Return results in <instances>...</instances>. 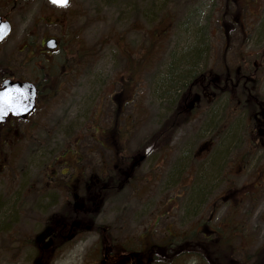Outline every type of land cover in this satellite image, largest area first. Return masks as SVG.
<instances>
[{
	"label": "rangeland",
	"instance_id": "obj_1",
	"mask_svg": "<svg viewBox=\"0 0 264 264\" xmlns=\"http://www.w3.org/2000/svg\"><path fill=\"white\" fill-rule=\"evenodd\" d=\"M30 4L32 12L27 20L26 16L23 19L15 17L16 30L26 28L31 21L35 30H45L47 34L59 35L65 29L60 10L53 9L47 0H33ZM68 9L70 15H76L70 19L74 21L69 23L70 30L80 31L72 32L77 34L74 45L102 50L109 57L113 54L119 58L115 63L117 78L124 72L125 57L122 54H126L129 57L126 63L131 70L125 78L138 81L139 74L143 76L142 88L135 87L124 111L130 114L133 123L144 122L130 135L131 149L138 147L159 127L189 90L193 95L201 93L190 83L191 78L201 73H219L224 67L231 71L239 69L249 75V71L257 69L248 85L257 83L258 92L264 94V0H71ZM42 16L44 21H41ZM90 23L93 27L85 32ZM138 61H141L140 67ZM107 64V60L97 62L98 72L102 69L108 75L109 68H104ZM94 67L86 68L82 75V83L90 82V88L95 78ZM114 82L116 88L121 86V81ZM97 86H101L99 82ZM88 88H83L80 97L89 94ZM210 90L216 97L210 100L203 96L196 100L192 119L175 133L172 160L170 162L171 156L161 160L162 171L160 178L152 183L154 192L151 198L140 201L124 191L111 202L101 205L95 221L118 230L112 235L125 237L124 241L129 237L130 243L124 245L139 250L143 242L136 236L144 232L155 212L161 217L165 211L176 208V216L172 219H167L169 215L165 214L167 217L164 216L161 225L154 229L152 239L156 242L166 240L164 235H168V230L163 225L169 221L177 223L174 229L177 235L190 236L194 230L187 225L197 220L206 206L203 190L206 191L208 184H205L207 178L204 175H210V185L214 179L221 181L216 177L221 174L218 168L222 165L221 170L231 180L225 183L226 190L242 185L249 192L246 200L238 206L240 225L237 224L236 230L226 228L222 235L225 243L233 248V264H254L250 255L264 247V147L255 146L252 140L254 123L247 115L243 88L238 86L234 91L225 92L215 88ZM91 103L89 100L88 106ZM88 114L94 116L95 113L90 111ZM105 115L103 112L98 117L102 125L106 123ZM210 138L215 143L213 152L209 158L199 156L197 159V147ZM252 141L253 146L250 145ZM60 151L50 150V154L56 156ZM161 155L157 156V162ZM239 159L244 161L243 169L234 170L232 164ZM154 160H148L143 170L147 171V166ZM188 166L193 173L201 175L197 177H200L198 192L179 190V195L173 193L174 197L162 205L159 198L163 193L174 186L185 190L181 179L187 175ZM50 195L48 200L32 195L25 208H16V221L12 223L0 217V264L34 263L37 237L54 214L56 207L53 204H60V198L53 193ZM44 203L50 205L48 212L45 206L42 207ZM233 209V204L223 203L215 219L224 217L226 223L233 226ZM154 222H151L152 226ZM119 227L123 230L119 231ZM234 233L240 242L233 241ZM195 237L202 240L201 233ZM186 248L189 249L187 254ZM102 250L101 237L92 231H84L73 242L57 248L49 264H105L101 261ZM206 250L207 246L199 243L185 246L174 257L170 247L164 254L152 253V256L159 260L158 264H218L219 261L222 264V257L205 258ZM215 251L216 245H211L210 254Z\"/></svg>",
	"mask_w": 264,
	"mask_h": 264
},
{
	"label": "flooded vegetation",
	"instance_id": "obj_2",
	"mask_svg": "<svg viewBox=\"0 0 264 264\" xmlns=\"http://www.w3.org/2000/svg\"><path fill=\"white\" fill-rule=\"evenodd\" d=\"M32 1L0 0V17L11 24V31L0 41V91L5 88H20L29 97L33 92L31 86L35 88L32 110L27 113L10 112L0 120V217L8 219L9 223L16 221V208H25L28 199L34 194L41 200L45 198L48 200L51 197L50 193L60 198V204H53V207H56L54 214L46 221L37 237L36 258L33 264H49L57 248L73 242L84 231H92L101 237L103 243L101 261L105 264H158L159 260L154 258L153 254H164L168 247L175 253L177 246L184 243L188 246L199 243L206 245L205 258L213 256L223 258L217 249L210 254L211 245H224L226 239L222 234L226 228L236 230L237 224L240 225L238 206L240 207L246 200L249 192H246L242 185L228 187L226 190L225 183L231 180L224 175L222 165L218 168L221 174H217L216 177L221 181L214 179L210 185V175L207 177L204 175L207 178L205 184H208L206 191L203 190L206 206L203 207L202 215L187 225L194 230L190 236L183 233L177 235L174 230L177 223L169 221L163 225L164 229L168 230V235H164L166 240L153 241L154 229L161 225L164 216L167 217L165 214L169 215L167 219L175 217L176 208L165 211L161 217L155 212V217L151 221H155L154 225L152 226L153 223L149 221L144 232L136 236L143 242L139 250L124 245L130 243L129 237L124 241L125 237L112 235L118 230L97 224L95 220L101 205L111 202L124 191L140 201L151 198L154 192L152 183L160 178L162 171L161 160L168 159L169 156L170 162L172 160L174 149L172 140L178 130L165 146L160 141L162 135H156L154 142L146 143V140L161 127V122L144 142L131 149L130 135L137 132L144 122L141 120L133 123L130 114H125L124 111L130 97L132 98V93L134 95L135 87L142 88L140 83L143 81L142 74H139L138 81H133L130 77L125 78L131 67L126 63L129 57L122 54L125 57L124 72L117 78L115 63L119 58L113 54L109 57L107 53H102V50L74 45V38L77 37L75 33L80 31L76 29L72 31L69 28V23L74 22L70 19L76 16L70 15L69 4L60 7L47 0L53 9L60 10V18L65 29L59 35L47 34L45 30H35L33 21L26 25V28L16 30L15 17L23 19L26 16L27 20L32 12L30 4ZM44 20L42 16L41 21ZM92 27L93 23H90L84 31ZM49 42H53L55 46L51 47ZM104 60L108 61L104 67L109 68L108 75L102 69L100 72L97 70V62ZM94 65L95 78L93 87L90 88V82L82 83L84 81L82 75L86 68H92ZM140 65L141 61H138V66ZM254 72H251V75L254 76ZM201 74L202 77L199 79L191 78L190 83L199 85L202 93L193 95L189 90L181 99L183 112L190 116L189 121L195 111L196 100L203 96L210 100L216 97L211 93V88L225 92L238 86L242 88L245 86L240 85L242 82L240 78L233 79V76L236 78L243 75L239 69L232 74L224 71L226 77H223L222 72ZM100 75L103 76L98 77ZM253 76L250 79L245 77V81H253ZM114 81H121V86L116 88ZM5 82L11 83L6 86ZM98 82L100 87L97 86ZM17 83L19 85H14ZM84 87H89V94L85 93L80 97L79 94ZM244 96L246 101L253 98L257 102L259 109L253 110L249 116L254 123L252 140L255 146L264 147V94ZM89 100L93 102L90 106ZM90 111L95 113L94 116L88 114ZM103 112L106 114L104 125L100 124L98 118ZM87 118L90 119L89 122L86 121ZM212 140L207 139L197 147L195 153L197 159L199 156L209 158L215 144ZM250 145H254L253 141ZM7 149L9 151H6ZM56 149L61 150L60 153L51 156L50 150ZM159 155L160 161L157 162L156 158ZM152 158L155 159L154 163L147 166V171L143 170L145 163ZM235 163L232 164L234 170L243 169L242 159ZM199 175L193 173L188 166L187 175L181 179L183 183L181 186L185 187V190L174 186L175 189L173 187L160 195L159 202L164 205L168 199L174 197L173 193L179 195V190L183 193H187L188 190L198 192ZM174 202L177 207L176 199ZM225 202L234 205L233 226H229L224 217L215 219ZM193 204L197 205L198 201ZM48 206L50 205L45 203L42 205L47 212ZM121 230L123 228L119 227V231ZM199 233L202 240L195 237ZM234 236L233 241L236 239L240 242V238H236L237 234L234 233ZM178 237H181L179 241ZM195 238L197 240L194 244ZM188 252L189 249L185 254Z\"/></svg>",
	"mask_w": 264,
	"mask_h": 264
},
{
	"label": "trees",
	"instance_id": "obj_3",
	"mask_svg": "<svg viewBox=\"0 0 264 264\" xmlns=\"http://www.w3.org/2000/svg\"><path fill=\"white\" fill-rule=\"evenodd\" d=\"M227 42H228V39H227ZM228 45V43H227ZM221 71L220 73L225 71L226 73L227 72H230L232 74V72H236L238 69H235L233 71H231L230 69L229 70H226L224 69V67L220 68ZM250 74L249 75H246L244 76V74L241 76H237L235 78V76H233V79H237V78H240V80L242 81L241 85H244L245 86L243 87V93L244 95H248V94H258V90H257V83H251L248 85V81H245V77L247 79H250L252 78V75H251V72H254V71H249ZM202 77V74H199L197 76L194 77V79H199ZM223 77H226V75L223 74ZM193 82H196V81H193ZM253 88V89H252ZM197 90H199L201 93H202V90L200 89V86L197 85ZM230 90V89H229ZM257 90V91H256ZM231 91H234V90H231ZM260 94V93H259ZM182 105H183V101L181 100L179 105H177V107H175L173 109V111H171V113L165 117V119L163 120L162 122V125L161 127L154 133L152 134L149 139H147L146 143H148V141H151V142H154V138L156 135H162L161 137V144H163L164 146L167 145L171 139H172V135L182 126H184L185 124H187V122L189 121L190 119V116L188 117L184 112H183V109H182ZM247 115L250 116L253 112V110H257L259 109L257 107V102L253 99V98H248V101H247ZM181 111V112H180ZM166 129V130H165ZM216 245V249L217 251H220V255L222 254L224 257H223V260L221 261L222 264H233L235 262V259L232 258V254H233V248L228 244V243H225L224 245L222 244H215ZM185 246H188L186 245L185 243L181 246H177L176 248V251L174 254H172L171 256L174 257L180 249L184 248ZM188 248H186L187 250ZM232 252V253H231ZM255 256V257H254ZM250 257L254 258V264H264V247L263 248H259V250L257 251V253L254 255H250ZM216 258V256H215ZM209 259V258H208ZM214 262H215V259H214ZM220 263V261L218 262V264Z\"/></svg>",
	"mask_w": 264,
	"mask_h": 264
},
{
	"label": "snow or ice",
	"instance_id": "obj_4",
	"mask_svg": "<svg viewBox=\"0 0 264 264\" xmlns=\"http://www.w3.org/2000/svg\"><path fill=\"white\" fill-rule=\"evenodd\" d=\"M53 3L66 6L69 0H52ZM9 25H0V39L7 33ZM28 99L27 93L20 88H5L0 91V119L11 113L27 111L25 101Z\"/></svg>",
	"mask_w": 264,
	"mask_h": 264
},
{
	"label": "water",
	"instance_id": "obj_5",
	"mask_svg": "<svg viewBox=\"0 0 264 264\" xmlns=\"http://www.w3.org/2000/svg\"><path fill=\"white\" fill-rule=\"evenodd\" d=\"M51 2H52V0H50ZM53 3V2H52ZM55 4V3H54ZM56 5H58V6H62V5H59V4H56ZM0 25H9V28L7 29V33H6V35L10 32V30H11V25H10V23L8 22V21H3L2 20V18L0 17ZM6 35H4V37L6 36ZM3 37V38H4ZM2 38V39H3ZM2 39H0V41L2 40ZM49 45L51 46V47H54L55 46V44L53 43V42H49ZM10 83L11 82H5V85L6 86H9L10 85ZM13 85V84H12ZM14 85H19L18 83L17 84H14ZM32 85V84H31ZM30 85V86H31ZM31 87H33V92L32 93H30V95H29V97H28V100L25 102L26 104H27V111H24V113H27V112H29L30 110H32L33 109V106H34V102H35V88H34V86L32 85ZM23 115H25V114H23ZM4 119V118H3ZM3 119H0V120H3Z\"/></svg>",
	"mask_w": 264,
	"mask_h": 264
}]
</instances>
